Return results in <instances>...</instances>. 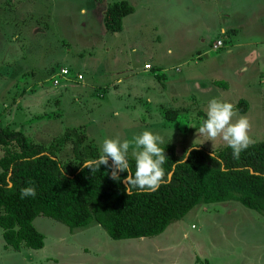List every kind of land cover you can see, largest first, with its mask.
<instances>
[{
    "label": "rangeland",
    "instance_id": "1",
    "mask_svg": "<svg viewBox=\"0 0 264 264\" xmlns=\"http://www.w3.org/2000/svg\"><path fill=\"white\" fill-rule=\"evenodd\" d=\"M115 1L0 0L1 127L61 160L72 159L70 142H57L73 127L100 152L105 138L147 130L180 155L225 145L198 133L207 105L244 98L233 120L246 116L252 142L264 140V0H127L134 11L111 32L103 16ZM33 225L41 248H5L0 227V264H264V216L238 201L199 203L151 237L116 240L96 223L41 215Z\"/></svg>",
    "mask_w": 264,
    "mask_h": 264
},
{
    "label": "trees",
    "instance_id": "2",
    "mask_svg": "<svg viewBox=\"0 0 264 264\" xmlns=\"http://www.w3.org/2000/svg\"><path fill=\"white\" fill-rule=\"evenodd\" d=\"M133 11L127 0L109 4L103 16L105 29L121 30L122 18ZM213 83L226 85L221 80ZM234 107L243 113L248 102L240 98ZM175 116L174 108L166 114L168 119ZM85 140L78 128L65 130L57 144L69 141L72 159L61 160L57 149L28 140L19 129L0 126V145L6 146L0 156V227L5 248H41L43 233L33 225L39 215L70 228L96 223L116 240L156 236L199 203L238 201L264 216V140L253 141L238 159L226 144L214 150L193 145L186 157V152L177 154L174 144H161L168 158L163 165L167 182L150 194L133 190L130 195L123 183L128 173H119L117 182L103 165L96 172L82 168L83 162L101 154ZM128 159L134 173V157ZM28 186L35 187L36 196L22 199L20 190Z\"/></svg>",
    "mask_w": 264,
    "mask_h": 264
},
{
    "label": "clouds",
    "instance_id": "3",
    "mask_svg": "<svg viewBox=\"0 0 264 264\" xmlns=\"http://www.w3.org/2000/svg\"><path fill=\"white\" fill-rule=\"evenodd\" d=\"M235 116H237V111L232 103L213 98L207 105L206 118L198 128V133L206 138L205 141H223L232 149L233 157L238 159L241 152L246 150L252 143L249 136L251 124L246 116H239L238 119L233 120ZM160 143H162V138L147 130L135 136L132 142L128 140L121 142L118 138H105L101 154L95 159L83 162L82 168L89 169L90 172H96L103 165L106 169L111 170L109 178L117 182L121 180L119 173H128L123 178V183L126 186L124 191L128 195L133 190L150 194L167 182L164 179L165 170L163 165L168 158L164 149L159 146ZM130 147L133 148L134 173L128 159ZM190 151L191 149H189ZM211 158L213 159V154ZM109 160H111V163H109ZM29 183L31 184V182ZM20 196L22 199L35 197V187L22 188Z\"/></svg>",
    "mask_w": 264,
    "mask_h": 264
},
{
    "label": "built area",
    "instance_id": "4",
    "mask_svg": "<svg viewBox=\"0 0 264 264\" xmlns=\"http://www.w3.org/2000/svg\"><path fill=\"white\" fill-rule=\"evenodd\" d=\"M147 66L149 67V65ZM68 74H69V70L67 68H61L59 70L58 77H63L65 79V77H67ZM76 79L78 80L82 79V74L81 73L76 74ZM59 83L60 80L58 78L53 79V84H59Z\"/></svg>",
    "mask_w": 264,
    "mask_h": 264
},
{
    "label": "crops",
    "instance_id": "5",
    "mask_svg": "<svg viewBox=\"0 0 264 264\" xmlns=\"http://www.w3.org/2000/svg\"><path fill=\"white\" fill-rule=\"evenodd\" d=\"M78 73H81V72H78ZM81 74H82V73H81ZM154 74H156V73H154ZM82 78H83V77H82ZM77 80H78V79H77ZM80 80H82V79H80ZM59 84H60V83H59ZM100 94L102 95V93H100ZM100 94H99V95H100ZM188 149H189V148H188ZM132 157H133V156H132ZM85 227H86V226H85Z\"/></svg>",
    "mask_w": 264,
    "mask_h": 264
},
{
    "label": "water",
    "instance_id": "6",
    "mask_svg": "<svg viewBox=\"0 0 264 264\" xmlns=\"http://www.w3.org/2000/svg\"><path fill=\"white\" fill-rule=\"evenodd\" d=\"M185 155H187V151H186Z\"/></svg>",
    "mask_w": 264,
    "mask_h": 264
}]
</instances>
